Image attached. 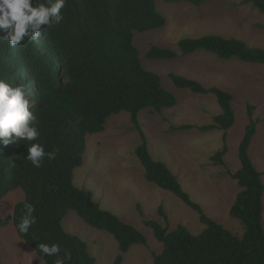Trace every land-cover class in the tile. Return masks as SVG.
Instances as JSON below:
<instances>
[{
	"label": "trees",
	"instance_id": "16d2710c",
	"mask_svg": "<svg viewBox=\"0 0 264 264\" xmlns=\"http://www.w3.org/2000/svg\"><path fill=\"white\" fill-rule=\"evenodd\" d=\"M164 1H186L201 7L207 0ZM242 4L264 15V0H243ZM61 14L63 20L59 24L42 26L37 41L29 42L25 37L15 48L0 41V80L12 86H24L25 99L30 102L29 112L37 116L35 126L40 132L36 141H16L13 133L12 143L0 144V201L16 189H22L25 194V199L14 207L12 216L17 234L44 264H54L56 257L41 253L40 243L58 244L61 257L69 253L70 259L65 264H97L87 243L63 228L68 211H74L90 227L115 238L119 254L113 264H123L124 256L133 246L147 245L141 232L102 209L90 191L74 184V172L84 162L87 135L103 132L111 116L127 112L141 137L135 154L146 180L180 199L206 226L201 234L193 235L181 225L169 232L158 223L147 221L146 225L163 245L159 254H153V263L264 264V171H258L249 156L260 122L254 118V107H248V125L239 145L241 167L235 173H228L240 189L230 209L231 218L239 220L245 228L239 237L207 217L167 165L154 160L149 153L140 114L149 110L158 115L178 104L177 98L163 88L160 77L142 66L134 44L135 32L159 30L166 24L155 0H66ZM178 46L184 55L204 52L224 62L237 60L264 65V48L251 47L233 37L208 35L182 39ZM175 56L174 51L157 46L147 53L153 60H172ZM170 79L177 89L215 96L222 113L214 117L212 124L184 125L171 130L222 131L223 147L210 160L216 167H225L227 132L236 120L233 95L218 87L206 88L180 75L170 74ZM33 143H40L45 152L39 168L27 160L28 147ZM53 151H56L55 159L49 160L48 153ZM25 203L34 205L36 223L27 234H22L18 224L26 214ZM158 212L167 219L162 207ZM139 213L143 215L141 210ZM5 225L6 222H0V227Z\"/></svg>",
	"mask_w": 264,
	"mask_h": 264
},
{
	"label": "rangeland",
	"instance_id": "374dc122",
	"mask_svg": "<svg viewBox=\"0 0 264 264\" xmlns=\"http://www.w3.org/2000/svg\"><path fill=\"white\" fill-rule=\"evenodd\" d=\"M155 2L166 24L159 30L135 32L134 44L142 66L160 77L163 88L177 98L178 104L158 115L149 110L140 114L149 153L154 160L167 165L207 217L242 237L243 224L230 216L240 189L228 173H235L241 167L238 150L248 125L249 106L254 107V118L260 120L249 156L257 170L264 171V65L237 60L224 62L204 52L184 55L178 43L182 39L218 35L264 48V15L250 5H243V0H207L201 7L186 1ZM154 46L170 49L176 56L172 60L149 59L147 53ZM170 74L196 80L206 88L218 87L233 95L236 120L227 132L225 167H216L210 160L223 147L222 131L171 130V127L184 125H210L222 109L212 94L177 89ZM141 142L127 112L113 115L103 132L87 135L83 165L74 172L77 188L90 191L102 209L114 213L145 236L147 245L133 246L124 256L123 264H154L153 254L162 251L163 245L156 240L147 221L156 222L169 232L181 225L193 235L201 234L206 228L194 210L146 180L144 168L135 154ZM24 199L23 190L16 189L0 201V222H6L0 227L2 264H44L17 234L12 221L14 207ZM159 207L163 208L167 219L159 214ZM262 220L264 223V209ZM63 228L87 243L97 264H113L119 254L118 243L110 233L90 227L74 211H68Z\"/></svg>",
	"mask_w": 264,
	"mask_h": 264
},
{
	"label": "clouds",
	"instance_id": "9594fccd",
	"mask_svg": "<svg viewBox=\"0 0 264 264\" xmlns=\"http://www.w3.org/2000/svg\"><path fill=\"white\" fill-rule=\"evenodd\" d=\"M66 0H0V41H6L15 48L21 44L25 37L29 42L37 41L42 26L59 24L63 20L61 10ZM30 102L25 99L23 85L12 86L0 80V144L5 146L13 142L14 133L17 140L36 141L40 132L35 126L37 116L29 112ZM27 160L39 168L45 156L44 148L40 143H33L28 147ZM58 151V150H57ZM56 151L48 153V159H55ZM26 214L18 224L19 232L27 234L30 227L36 223L33 215L35 208L31 203H25ZM38 249L47 256H55L54 264H65L70 254L65 252L64 257L59 254L61 248L58 244L48 245L40 243Z\"/></svg>",
	"mask_w": 264,
	"mask_h": 264
}]
</instances>
